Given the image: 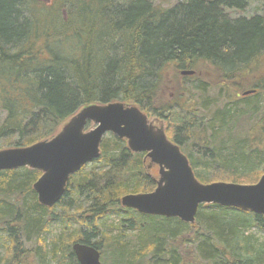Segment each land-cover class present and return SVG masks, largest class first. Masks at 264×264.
Segmentation results:
<instances>
[{
  "label": "trees",
  "instance_id": "1",
  "mask_svg": "<svg viewBox=\"0 0 264 264\" xmlns=\"http://www.w3.org/2000/svg\"><path fill=\"white\" fill-rule=\"evenodd\" d=\"M245 4L0 0V147L51 138L81 108L121 101L148 117H170L166 135L200 181L257 182L264 171L261 87L240 84L264 57V16L227 18ZM185 80L193 82L187 95ZM214 90L213 102H223L212 112L206 100L191 104ZM144 156L105 135L99 157L71 175L51 207L32 189L39 171L1 170L0 264H79L73 242L95 246L104 264H264V240L248 233H264L262 214L201 204L186 223L122 207L123 195L155 188ZM112 214L139 233L136 248L103 231L101 220ZM53 223L61 232L48 240Z\"/></svg>",
  "mask_w": 264,
  "mask_h": 264
},
{
  "label": "water",
  "instance_id": "2",
  "mask_svg": "<svg viewBox=\"0 0 264 264\" xmlns=\"http://www.w3.org/2000/svg\"><path fill=\"white\" fill-rule=\"evenodd\" d=\"M193 73V70L180 72L183 76ZM253 91H244L243 95ZM88 124L93 127L87 130ZM107 133L125 139L132 152H146L150 163L159 167L155 188L123 195L121 206L186 223H194L200 204L264 215V171L251 184L203 183L195 176L187 156L168 139L164 129L153 126L135 104L126 105L121 101L81 108L51 138L0 149V171L19 167L39 171L41 174L32 189L41 205L51 207L64 195L70 176L99 156ZM71 249L79 264H102L99 250L91 244L73 242Z\"/></svg>",
  "mask_w": 264,
  "mask_h": 264
},
{
  "label": "rangeland",
  "instance_id": "3",
  "mask_svg": "<svg viewBox=\"0 0 264 264\" xmlns=\"http://www.w3.org/2000/svg\"><path fill=\"white\" fill-rule=\"evenodd\" d=\"M45 4H49L51 0H41ZM153 4H160L162 7H169L177 2V0H149ZM247 4L244 5L242 9L235 8L233 10H230L227 13V18L230 20H235L238 18H245V19H250L254 16H264V0H245ZM257 64V65H256ZM256 66L254 67V71H250L249 74H247L245 77H243V82L240 84V88L243 90L250 89V87H253L256 83H258L261 87V89H258L259 95L257 97V100L261 102L262 109H264V57L259 59L256 62ZM184 84L187 86L185 87L186 95L189 93L192 87L193 82L191 80H185ZM181 91H183L181 89ZM185 94V93H184ZM214 97H216V92L211 91L209 93L204 94L202 97H196L193 98V101L191 104L193 106L198 105L202 100H206L207 105H210V108L208 112H212V109L215 106H220L221 102L215 101L213 102ZM166 99V98H165ZM207 113V112H206ZM208 114V113H207ZM3 114L1 115V117ZM149 121L153 123L156 127H161L165 130L168 127L170 117L162 118V116L159 117H148ZM93 126L90 125L88 129L92 128ZM172 127V126H170ZM257 129L260 133V136L264 137V122H260L258 125ZM87 129V130H88ZM261 131V132H260ZM2 144V142L0 141ZM0 144V145H1ZM11 147H17L16 145L14 146H5V147H0V149H5V148H11ZM99 166V165H98ZM101 167V165H100ZM153 172L157 175V168L154 167ZM122 217L120 215L112 214L106 218H103L101 220L102 222V229L108 234L111 235H118V234H123V239L127 242L130 248H136L138 246V235L139 233L136 230H125L121 228L120 226V219ZM61 224L60 223H53L52 226L50 227V232L47 234V239H55L59 236L61 232ZM249 234H253L258 240H264V233L258 231L255 228H252L248 231ZM2 253V249L0 250ZM106 264H111V259L106 258L105 259ZM102 261V260H101ZM52 264V263H51ZM104 264V263H102Z\"/></svg>",
  "mask_w": 264,
  "mask_h": 264
},
{
  "label": "flooded vegetation",
  "instance_id": "4",
  "mask_svg": "<svg viewBox=\"0 0 264 264\" xmlns=\"http://www.w3.org/2000/svg\"><path fill=\"white\" fill-rule=\"evenodd\" d=\"M108 134H110V133H108ZM107 135V134H106ZM167 136V135H166ZM168 137V136H167ZM169 139V138H168ZM172 142L173 143H175L173 140H172ZM177 144V143H176ZM179 146V145H178ZM180 147V146H179ZM181 150V149H180ZM182 151V150H181ZM141 153V152H140ZM145 153V156H144V161H148V167H149V169H154V167H156L157 168V177H158V165H156V164H151L150 163V160H149V158L146 156V152H144ZM183 153V152H182ZM184 154V153H183ZM100 155V154H99ZM185 155V154H184ZM99 157V156H98ZM93 161V160H92ZM90 163V162H89ZM155 180H156V178H155ZM68 184V183H67ZM67 188V187H66ZM135 210V209H134Z\"/></svg>",
  "mask_w": 264,
  "mask_h": 264
}]
</instances>
